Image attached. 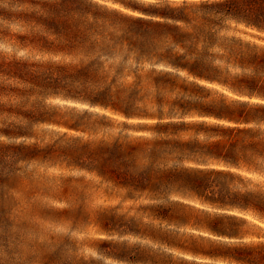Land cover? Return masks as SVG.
I'll list each match as a JSON object with an SVG mask.
<instances>
[{
  "label": "trees",
  "instance_id": "obj_1",
  "mask_svg": "<svg viewBox=\"0 0 264 264\" xmlns=\"http://www.w3.org/2000/svg\"><path fill=\"white\" fill-rule=\"evenodd\" d=\"M0 46V182L65 162L144 200L113 264H264V0H0Z\"/></svg>",
  "mask_w": 264,
  "mask_h": 264
},
{
  "label": "rangeland",
  "instance_id": "obj_2",
  "mask_svg": "<svg viewBox=\"0 0 264 264\" xmlns=\"http://www.w3.org/2000/svg\"><path fill=\"white\" fill-rule=\"evenodd\" d=\"M17 54L37 61L65 59L62 54L33 49L20 50ZM45 101L48 105H85L56 94L47 96ZM31 168L35 177L29 184L33 190L29 201L22 198L28 193L24 180L12 188L0 182L3 203L11 200L10 196L16 201L10 206L11 212L0 219V264H42L47 253L60 247L65 258L74 254L77 258L113 264L111 258L102 254L107 251L104 245H109L108 241L151 243L148 238L120 233L119 225H126L131 219L140 221L142 226L154 223L140 208L144 200L123 199L122 191L116 194L113 190H98L91 173L65 162L24 167L28 171Z\"/></svg>",
  "mask_w": 264,
  "mask_h": 264
}]
</instances>
